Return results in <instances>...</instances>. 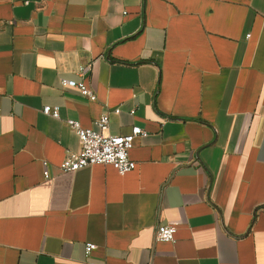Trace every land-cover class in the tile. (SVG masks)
I'll list each match as a JSON object with an SVG mask.
<instances>
[{
	"label": "crops",
	"instance_id": "0c3cea01",
	"mask_svg": "<svg viewBox=\"0 0 264 264\" xmlns=\"http://www.w3.org/2000/svg\"><path fill=\"white\" fill-rule=\"evenodd\" d=\"M105 112L135 168L60 171ZM0 264H264V0H0Z\"/></svg>",
	"mask_w": 264,
	"mask_h": 264
},
{
	"label": "built area",
	"instance_id": "2783aa9c",
	"mask_svg": "<svg viewBox=\"0 0 264 264\" xmlns=\"http://www.w3.org/2000/svg\"><path fill=\"white\" fill-rule=\"evenodd\" d=\"M94 61L80 66L77 74L80 79L61 78L62 88L76 89L83 97L89 100H96L95 90L87 83L86 74L92 70ZM44 113L60 118L59 106H44ZM120 109L115 108L114 112L119 113ZM133 112V111H132ZM67 125L74 129L79 140V148L76 151H69L67 156L59 164L62 172L75 171L88 165L102 164L112 165L119 173L124 174L133 170L136 162L130 157V150L133 148L135 138L146 136L148 132L141 126H133L128 134H111L108 132L109 112L103 113L96 123L99 130L82 127L78 120L67 119ZM46 169L44 176L49 178L51 172L48 170V162L44 161ZM177 226L174 223L158 225L155 233L157 241L170 242L175 239ZM96 245L88 243L85 246L86 254H89Z\"/></svg>",
	"mask_w": 264,
	"mask_h": 264
}]
</instances>
